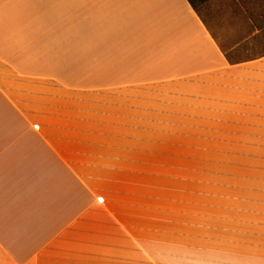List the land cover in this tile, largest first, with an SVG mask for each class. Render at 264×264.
<instances>
[{"label": "crops", "instance_id": "obj_1", "mask_svg": "<svg viewBox=\"0 0 264 264\" xmlns=\"http://www.w3.org/2000/svg\"><path fill=\"white\" fill-rule=\"evenodd\" d=\"M187 125L264 149V53L230 61L187 0H0V264H124V166ZM237 180L180 264H264V173Z\"/></svg>", "mask_w": 264, "mask_h": 264}, {"label": "rangeland", "instance_id": "obj_2", "mask_svg": "<svg viewBox=\"0 0 264 264\" xmlns=\"http://www.w3.org/2000/svg\"><path fill=\"white\" fill-rule=\"evenodd\" d=\"M247 1L193 0L230 61L264 53L263 10L258 0ZM182 120L195 123V118ZM186 128L189 131L139 134V163L124 166L125 173L138 177L117 187L123 209L113 219L124 223V240L133 242L124 246V258L127 252L131 257L124 264H180L181 234L197 236L199 223V235L204 236L205 225H211V216L201 215L206 206L210 210L209 187L228 183V174L235 176L229 183L238 184L243 175L264 173V149L224 147L226 135L197 133L194 125ZM101 263L106 262H91Z\"/></svg>", "mask_w": 264, "mask_h": 264}, {"label": "trees", "instance_id": "obj_3", "mask_svg": "<svg viewBox=\"0 0 264 264\" xmlns=\"http://www.w3.org/2000/svg\"><path fill=\"white\" fill-rule=\"evenodd\" d=\"M189 2V4L191 5V7L195 10V12H197V8L195 6V3L193 2V0H187ZM202 2H206L207 0H201ZM248 3L247 0H244ZM245 4V3H244ZM249 4H252V0H249ZM246 5V4H245ZM258 6L260 10H263V14H264V1L263 0H258ZM250 12V11H249ZM262 17H264L262 15Z\"/></svg>", "mask_w": 264, "mask_h": 264}]
</instances>
